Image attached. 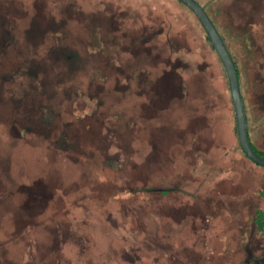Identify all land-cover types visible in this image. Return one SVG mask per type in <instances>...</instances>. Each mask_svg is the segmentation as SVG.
I'll return each mask as SVG.
<instances>
[{"label":"rangeland","instance_id":"rangeland-1","mask_svg":"<svg viewBox=\"0 0 264 264\" xmlns=\"http://www.w3.org/2000/svg\"><path fill=\"white\" fill-rule=\"evenodd\" d=\"M197 1L264 153V0ZM196 18L176 0H0V264L264 259V168Z\"/></svg>","mask_w":264,"mask_h":264},{"label":"water","instance_id":"water-1","mask_svg":"<svg viewBox=\"0 0 264 264\" xmlns=\"http://www.w3.org/2000/svg\"><path fill=\"white\" fill-rule=\"evenodd\" d=\"M190 9L193 14L197 17L200 22L203 31L206 33L211 45L217 53V57H219L221 63L224 66V70L226 71L229 89H230V97H232V102L234 105L233 110H235L236 123H237V136L240 144V149L243 151L245 157L249 159L253 164L264 168V157L258 154L254 148H252V144L249 138V125L248 118L245 109V103L243 100L241 85H240V77L238 73L237 65L231 57V53L225 44V41L215 24L209 18L210 16L204 9L202 5L199 4L197 0H176ZM256 264H264V261H259Z\"/></svg>","mask_w":264,"mask_h":264},{"label":"trees","instance_id":"trees-1","mask_svg":"<svg viewBox=\"0 0 264 264\" xmlns=\"http://www.w3.org/2000/svg\"><path fill=\"white\" fill-rule=\"evenodd\" d=\"M178 2V1H177ZM180 3V2H179ZM180 4H182V3H180ZM184 6V5H183ZM245 23H247V24H249V21L248 22H245ZM209 40V39H208ZM173 45V44H172ZM213 47V46H212ZM174 77V76H173ZM165 82V84L166 85H168L167 84V82L166 81H164ZM164 84V85H165ZM157 86H153V90H154V92H156V93H164V88L162 87V85L163 84H156ZM155 98V97H154ZM155 100V99H154ZM254 146L252 145V148H253ZM254 150L258 153V154H260L261 156H263L264 157V153H262V152H259L258 150H256V148H254ZM256 224H257V226L256 227H258L259 228V230L261 231V230H264V218H263V214H260V213H258L257 214V220H256Z\"/></svg>","mask_w":264,"mask_h":264},{"label":"flooded vegetation","instance_id":"flooded-vegetation-1","mask_svg":"<svg viewBox=\"0 0 264 264\" xmlns=\"http://www.w3.org/2000/svg\"><path fill=\"white\" fill-rule=\"evenodd\" d=\"M259 261H264V259H261V260H256V261H254L253 263H251V264H256L257 262H259Z\"/></svg>","mask_w":264,"mask_h":264}]
</instances>
